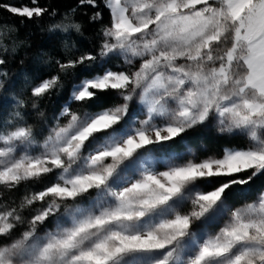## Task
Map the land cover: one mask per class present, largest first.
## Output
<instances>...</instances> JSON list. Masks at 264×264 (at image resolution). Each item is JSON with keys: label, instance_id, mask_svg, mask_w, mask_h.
<instances>
[{"label": "snow or ice", "instance_id": "obj_1", "mask_svg": "<svg viewBox=\"0 0 264 264\" xmlns=\"http://www.w3.org/2000/svg\"><path fill=\"white\" fill-rule=\"evenodd\" d=\"M2 12L51 18L42 30L66 50L84 35L77 12L102 27L0 116V185L34 186L0 203V264H264V189L231 199L264 179V0H76L58 20L40 0H0ZM15 31L0 30V52ZM62 74L75 77L67 102L36 129L20 109L43 115ZM213 120L246 145L197 155L186 134Z\"/></svg>", "mask_w": 264, "mask_h": 264}, {"label": "trees", "instance_id": "obj_2", "mask_svg": "<svg viewBox=\"0 0 264 264\" xmlns=\"http://www.w3.org/2000/svg\"><path fill=\"white\" fill-rule=\"evenodd\" d=\"M13 3H27V0H12ZM41 4L47 5L51 9H55L57 16L55 19H59L61 15L71 12V9L76 7V0H40ZM49 17L43 18V24L39 21H27L21 22L22 18L15 17L7 12L0 13V30H3L4 26H14L17 31L12 32L10 37H4L3 40L8 43V52H0V55L4 56L6 63L0 71L7 72L6 77H0L3 80V86L0 87V116H7L16 111L15 99L23 98L28 100L27 89L25 88V82L27 79L32 78L35 75L49 74L56 71L49 61L56 59H67L73 56L77 49H95L100 39L97 33L100 31L102 25L97 22L95 25H90L87 18L77 12L75 19L84 22V35L74 36L73 41L76 47L71 50H66L63 45V41L59 35H53L46 30H42L50 23ZM107 16H105V21ZM16 43V51L12 52L11 41ZM120 61H114L112 67L120 64ZM63 89L58 93L45 98L40 105V115L33 110L30 105L20 109L22 112L27 113L26 118L33 124L34 128L40 129L48 127L47 122L55 123L53 117L58 116L61 106L67 102L70 95L72 85L75 77H64L62 74ZM101 103L103 106H112L115 103H119L111 97L105 96L102 98ZM83 111L84 109L74 102L73 109ZM61 123H67L66 118L61 119ZM188 137L187 143L197 154L218 153L225 146H245L246 141L244 138L235 137L231 138L227 135H221L215 129L204 130L202 127L197 126L186 134ZM32 187L28 184H21L17 189L9 190L0 185V203L11 204L14 201L19 203L23 195L32 190ZM264 189V179H257L252 185L249 192L241 193L234 192L231 194L237 205L243 204L246 201L254 199V195L257 190Z\"/></svg>", "mask_w": 264, "mask_h": 264}, {"label": "rangeland", "instance_id": "obj_3", "mask_svg": "<svg viewBox=\"0 0 264 264\" xmlns=\"http://www.w3.org/2000/svg\"><path fill=\"white\" fill-rule=\"evenodd\" d=\"M138 107H139V105H138ZM200 127H202L206 131L209 130V129H215V130H217V124H216L215 120L209 122L206 126H200ZM26 212H27V210H26Z\"/></svg>", "mask_w": 264, "mask_h": 264}]
</instances>
